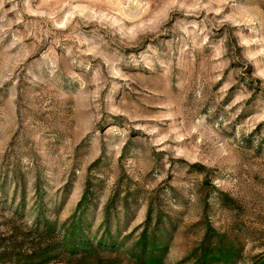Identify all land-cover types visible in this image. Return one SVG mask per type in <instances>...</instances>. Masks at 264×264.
Listing matches in <instances>:
<instances>
[{
	"label": "rangeland",
	"instance_id": "1",
	"mask_svg": "<svg viewBox=\"0 0 264 264\" xmlns=\"http://www.w3.org/2000/svg\"><path fill=\"white\" fill-rule=\"evenodd\" d=\"M13 215L114 264H264V0H0Z\"/></svg>",
	"mask_w": 264,
	"mask_h": 264
},
{
	"label": "trees",
	"instance_id": "2",
	"mask_svg": "<svg viewBox=\"0 0 264 264\" xmlns=\"http://www.w3.org/2000/svg\"><path fill=\"white\" fill-rule=\"evenodd\" d=\"M13 216L7 218L4 230L0 231V264H101L102 260L104 264H114L113 251L106 250L99 242L80 237L65 242L50 220L38 218L26 224L13 221L18 218ZM99 249L106 250L108 255L100 254Z\"/></svg>",
	"mask_w": 264,
	"mask_h": 264
}]
</instances>
